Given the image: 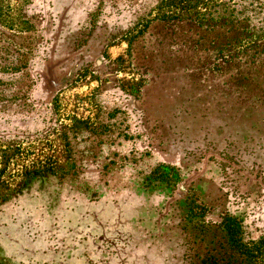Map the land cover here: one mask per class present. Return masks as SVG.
I'll return each mask as SVG.
<instances>
[{"label": "rangeland", "instance_id": "1", "mask_svg": "<svg viewBox=\"0 0 264 264\" xmlns=\"http://www.w3.org/2000/svg\"><path fill=\"white\" fill-rule=\"evenodd\" d=\"M261 236L264 0H0V264H264Z\"/></svg>", "mask_w": 264, "mask_h": 264}, {"label": "trees", "instance_id": "2", "mask_svg": "<svg viewBox=\"0 0 264 264\" xmlns=\"http://www.w3.org/2000/svg\"><path fill=\"white\" fill-rule=\"evenodd\" d=\"M241 222H242V221H241ZM225 230H226V227H225ZM227 235L231 238V239L229 240L230 243H232V241L235 242V239L233 238V236L230 235L229 232L227 233ZM239 240H240V242L243 243V240H242V239H239ZM259 240H260V241H259ZM259 240H258L259 242L264 241V236H261V238H260ZM251 242H252V243H258V242H256V240H254V239H252ZM240 246H245V245L241 244ZM237 247H238V244H237ZM244 250H245L244 248L241 249V251H244Z\"/></svg>", "mask_w": 264, "mask_h": 264}]
</instances>
